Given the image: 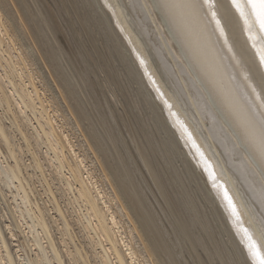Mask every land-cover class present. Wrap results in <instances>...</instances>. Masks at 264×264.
<instances>
[{
  "label": "bare ground",
  "instance_id": "1",
  "mask_svg": "<svg viewBox=\"0 0 264 264\" xmlns=\"http://www.w3.org/2000/svg\"><path fill=\"white\" fill-rule=\"evenodd\" d=\"M49 1L0 0V264L242 261L264 194L211 93L264 111V32L224 7L170 24L150 0ZM50 167L66 201L50 183L31 202Z\"/></svg>",
  "mask_w": 264,
  "mask_h": 264
},
{
  "label": "snow or ice",
  "instance_id": "2",
  "mask_svg": "<svg viewBox=\"0 0 264 264\" xmlns=\"http://www.w3.org/2000/svg\"><path fill=\"white\" fill-rule=\"evenodd\" d=\"M148 6L156 10L161 19L170 24L177 20H193L200 12H205L210 8L219 10L220 7H224L226 8V22L237 19L236 14H238L249 28L257 27L259 31L264 32V0H229L227 5L223 0H150ZM172 34L188 50L190 45L188 32L183 28L173 27ZM189 59H192L191 54ZM261 63L264 64V56H261ZM254 75L258 86L264 89V70L257 68ZM211 101L215 104L218 113L232 128L235 136L234 146L241 154H246L248 162L254 166L251 168V174L256 177L261 192L264 194V111L249 110L239 115L220 101L215 92L211 93ZM229 204H232L230 197ZM232 210L239 219L235 205H232ZM243 236L247 255L236 264H264V223L256 235L245 228Z\"/></svg>",
  "mask_w": 264,
  "mask_h": 264
},
{
  "label": "rangeland",
  "instance_id": "3",
  "mask_svg": "<svg viewBox=\"0 0 264 264\" xmlns=\"http://www.w3.org/2000/svg\"><path fill=\"white\" fill-rule=\"evenodd\" d=\"M47 1H49V0H47ZM49 2H50V1H49ZM63 13H64V11H63ZM64 15L66 16V13H65ZM67 52H68V51H67ZM27 113L30 114V116H32V115H31V112H29V110L27 111ZM4 120H5V124L8 123V124H6V125L9 126V124H10V120H8L9 122L6 121V120H7L6 118H4ZM34 121H35V120H34ZM9 132H10V131H9ZM11 133L14 134V133H13V129H12V132H11ZM16 134H18V132H17ZM19 137H21V136H19V134H18V136H16V140H17ZM18 140H19V139H18ZM18 140H17V143H19V142L21 141V143L24 145V142H23L22 138H21L19 141H18ZM0 145H2L1 142H0ZM41 146H42V147L40 148L41 150H45V149H46V146H45V145H41ZM23 148H25L24 151L27 150V147H26V146H23ZM44 148H45V149H44ZM0 149L3 150V149H5V148H4V147L1 148V146H0ZM1 152H2V151H1ZM1 152H0V154H1V155H0V159H1V158L4 159V158L2 157L3 153H1ZM25 153H26V155H27L26 160H29L28 162H30V161H31V160H30V157H31L30 153L27 152V151H26ZM2 159H1V160H2ZM50 168H51L52 170H51ZM50 168L48 169L49 172H48V171H45V172H46V177H45L46 180L43 179V177H42V175H41V173H40L39 170H37V172H39V173L36 172L37 175L35 174V171H34V170H32V171L29 170V173H31V175H32L33 178H31V175H29L28 180L31 178L32 180L30 179L29 181H30L31 184H33L32 187H34V190L37 189L36 191L33 190V193H32V192L29 190L30 187L27 186V191H30L29 195H30L31 199H33V200H31V202H33V201H35V200L37 199V200L41 201V203H43V199L41 200L39 197H41V198H44V197H46V196H47L48 198L51 197V196H48L46 193H44V189H45L46 185H47V187H48V184H50V183H51L50 185H52V184L54 183L51 187H52V189H53L54 192H55V191L57 192V193L55 192V194H56L57 198H59V201H60V202H63V199H62L63 197H61V196H64V192H62L63 190L60 191V189L63 188L62 185L59 186L58 184H60V183L57 184V179H56V178H58L57 171H56V173H55V170H53L52 167H50ZM50 170L53 172V175H54V176H53V175H50V174H52V173L50 172ZM47 172H48V174H47ZM34 174H35V176H34ZM39 174H40L41 176H40ZM56 175H57V177H55ZM1 176H2V174H1ZM38 176H40V177H38ZM47 176H48L49 178H48ZM3 177H4V175L2 176V179H3L4 181H3L2 179H0V185H1V186H0V190H1L0 193H3V190L5 189L4 193H7V195H6V199H7V197H8L10 194L12 195V193L10 192V188H9L12 184H11L10 181H8V178L6 179V176L4 177L5 179H4ZM36 177H37V178H36ZM53 177H54V178H53ZM0 178H1V177H0ZM33 179H34L35 181H34ZM39 179H40V181H39ZM54 179H55V182H54ZM44 180H45V181H44ZM5 181H7V182H5ZM37 181H38V183H37ZM46 181H48V182H46ZM49 181H50V182H49ZM58 181H59V180H58ZM35 182H36L37 184H36ZM40 182H41V183H40ZM43 182H44V183H43ZM9 184H10V186H9ZM39 184L44 185V187L41 186V185H39ZM45 184H46V185H45ZM38 185H39V186H38ZM56 185H57L58 187H57ZM7 186H8V187H7ZM37 186H38V187H37ZM53 186H54L55 188H54ZM1 187H2L3 189H2ZM42 187H43V188H42ZM59 187H60V188H59ZM56 189H58V190H56ZM37 191H38V192H37ZM39 191H40V192H39ZM58 191H59V192H58ZM66 192H67V191H66ZM35 193L37 194L36 197L39 196L38 198L35 197V195H36ZM40 193H42V194L44 193L43 196H41ZM47 193H48V192H47ZM60 193H62V195H61ZM22 194L24 195V192H23ZM34 194H35V195H34ZM4 195H5V194H4ZM4 195H3V194L0 195V205H3V206L5 207V198L2 197V196H4ZM50 195H51V194H50ZM10 197L12 198V196H10ZM34 197H35V198H34ZM47 197H46V198H47ZM67 197H68V195H67ZM1 198H2V199H1ZM48 198H47V199H48ZM51 198L53 199V196H52ZM44 199H45V198H44ZM49 199H50V198H49ZM60 199H61V200H60ZM3 200H4V201H3ZM11 200H12V199H11ZM45 200H46V199H45ZM64 200L66 201V196H64ZM68 200H69V199H68ZM17 201H18V203H17ZM17 201L14 202L15 207H16L18 210L22 208V209L24 210V211H23L24 214H26L27 211L29 210V208L32 207V205H33V204L30 205L29 202H28L29 204L26 203V204L22 205L20 197H18V200H17ZM65 201H64V204H65ZM3 203H4V204H3ZM62 204H63V203H62ZM17 205H18V206H17ZM19 205H20V206H19ZM21 206H22V207H21ZM25 206H28V207L30 206V207L28 208V207H25ZM33 206H34V205H33ZM65 206H67V205H65ZM19 207H20V208H19ZM0 208H1L0 210H2V206H1ZM5 208H7L6 210L9 212L8 207L6 206ZM25 208H26V209L28 208V209L26 210ZM30 209H31V208H30ZM10 210H11V209H10ZM3 212H4V210H3ZM25 216H26L27 220L32 224V220H31L29 217H27L28 215H25ZM57 217H59V216H57ZM67 217H68V216H67ZM59 218H60V217H59ZM68 218H70V217H68ZM22 219H23V217H22ZM23 220H24V219H23ZM25 224H26V226H24ZM23 226H24L23 228H25V231L27 230V233H26V234L29 235L30 232H28V231H29V228L27 227V226H28V223H26V219L23 221ZM27 228H28V229H27ZM56 228H57L56 226L53 228V229H54V232H57V231H58ZM56 230H57V231H56ZM31 234H32V233H31ZM29 236L31 237V236H33V235H29Z\"/></svg>",
  "mask_w": 264,
  "mask_h": 264
}]
</instances>
